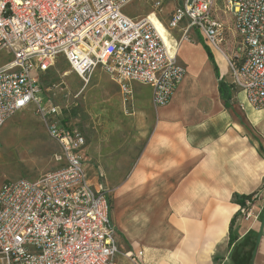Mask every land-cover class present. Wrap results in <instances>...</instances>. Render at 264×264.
<instances>
[{"label": "built area", "instance_id": "obj_1", "mask_svg": "<svg viewBox=\"0 0 264 264\" xmlns=\"http://www.w3.org/2000/svg\"><path fill=\"white\" fill-rule=\"evenodd\" d=\"M132 1L0 0V52L12 55L0 66V130L34 107L59 147L54 171L1 186L0 264H117L122 255L109 192L88 182L86 138L61 122L63 109L48 98L41 78L63 57L86 85L102 68L126 100L137 82L152 88L156 108L166 107L187 73L178 60L181 44L173 38L168 45L149 17L127 16L124 8ZM163 4L157 0L155 12ZM176 30L181 40L198 30L212 52L226 56L234 88L264 110V0H183L165 31L170 36ZM228 30L241 40L236 58L224 51ZM253 200L241 209L246 219ZM123 256L138 259L132 252Z\"/></svg>", "mask_w": 264, "mask_h": 264}, {"label": "crops", "instance_id": "obj_2", "mask_svg": "<svg viewBox=\"0 0 264 264\" xmlns=\"http://www.w3.org/2000/svg\"><path fill=\"white\" fill-rule=\"evenodd\" d=\"M163 11L164 6L159 13ZM155 13L158 14V12ZM226 23L232 25L229 19ZM158 25L164 32L165 38L168 25H162L159 19ZM176 31L181 33L180 30ZM176 31L170 33L172 38L166 32V37L172 45L173 38L176 39ZM192 34L196 35V32L193 31ZM227 38V44L230 38H233L234 44L230 45L229 54L226 53L228 46L226 44L225 53L231 58L238 57L241 52L240 38L231 30H228ZM199 39L197 44L185 42L184 46L181 44L178 60L187 73L170 103L163 108H156L153 104L152 88L137 82L131 84L133 95L131 99L126 100L120 85L112 79L111 75L104 69L97 68L111 78L122 94L123 104H129V110L132 111L131 106L133 107L135 95L147 92L145 88L150 90L151 104L157 110L156 128L150 140L146 142L138 159L137 170L129 181L132 184H137L144 178L147 182L160 181L162 188L155 189L150 196L151 198L163 197L165 201L164 203L159 201V205L155 204L152 207L154 211L147 212L149 215L147 222H144L145 218L143 220L139 218L137 222L125 211L122 217L118 216L117 224H115L118 231V246L121 251L132 252L138 259L135 263L120 255L116 259L117 264H264V157H260L257 150L253 148L247 153L239 152L238 158L231 164L219 163L220 174L223 176L222 182L216 180V171L215 174H206L201 171V168L199 169L200 161L204 159L208 151L206 149L202 152L203 149L200 148V134L197 130L200 119L197 112L200 103L198 100H204L210 110L209 116L212 117L222 113L223 106L229 110L221 100L219 80L204 49L206 43L202 37ZM197 52L202 59L196 65L191 57ZM215 52L212 53L215 55L221 78H224L229 73L226 56L224 57L227 69L223 71L218 64ZM204 61L210 70V79L215 89L210 92H195L190 89L189 83L193 75L198 73L202 75ZM136 86L143 89L138 90ZM44 91L49 98V89ZM242 98L246 101L245 95H242ZM51 101L56 105L52 99ZM243 105L246 110L247 106ZM248 107L255 110L250 105ZM129 113L135 115L134 111ZM141 116L147 117L148 114L142 113ZM216 118L218 123H222L224 119L220 116ZM62 120L66 123L67 129L81 133L73 122L64 118L63 114ZM206 145L207 143L204 144L205 147ZM83 153L89 184L98 191H107L103 186L98 188L93 183L91 159L89 160L87 155V140ZM208 159L211 160L213 157L208 156ZM146 192L139 190L137 194L142 195ZM234 193L254 194V200L248 208L252 211V217L249 219H246L240 205L231 203ZM186 195H200V198L191 197L186 203L181 204ZM110 203L112 210V201ZM166 218L170 221H166ZM232 219L234 223L231 230ZM121 237L126 241L127 248L121 245ZM231 237L232 246L229 243Z\"/></svg>", "mask_w": 264, "mask_h": 264}, {"label": "rangeland", "instance_id": "obj_3", "mask_svg": "<svg viewBox=\"0 0 264 264\" xmlns=\"http://www.w3.org/2000/svg\"><path fill=\"white\" fill-rule=\"evenodd\" d=\"M156 1L133 0L125 6L124 12L130 18L149 17L156 11L153 7ZM181 1L183 0H163L164 11L157 14L162 25H168ZM217 15L224 22L229 19L221 12ZM194 32L196 35H190L189 40H181V33L177 31L175 37L180 44L183 43L182 46L185 43L197 44L201 35L198 30ZM232 43L234 44L233 38H230L227 54L231 51ZM195 54H192V61H195ZM11 57L9 51L0 52V66L7 63ZM217 58L221 70H226L225 60L219 54ZM44 75L50 84L48 89L50 96L53 97L52 100L62 107L64 118L73 122L87 140V155L89 160L91 159L93 183L98 188L103 186L109 192V197L112 199L111 216L114 225L117 224L118 216L122 217L124 211L137 222L139 218L142 220L145 218L144 222H147L149 217L147 212L154 211L152 207L155 204L159 205V201L162 203L165 201L163 197L151 198L150 196L155 189L162 188V183L155 180L147 182L144 178L137 184H132L129 180L137 170L138 159L157 124V110L151 104L150 90L145 88L147 92L135 95L133 107L131 106L135 115H131L129 104H123L120 90L101 69L94 70L86 85L77 74L71 71L68 62L63 57H58L54 66ZM224 80L229 85L232 83L230 70L224 76ZM189 85L195 92L214 91L215 86L210 79V70L206 66V61H204L202 75L199 73L193 75ZM136 88L143 89L140 86ZM242 95H244L243 92L233 88L232 108L227 110L223 106L222 113L215 114L213 117L209 116L210 110L204 100H198L200 103L197 112L200 119L197 130L200 134V148L203 149L202 152L206 149L208 151L204 159L200 161L199 169L201 168V171L206 174L216 171V180L219 182L223 181L220 166L223 163H233L238 158L239 152L247 153L255 148L260 157H264V111L258 112L249 108L248 102L242 100ZM243 104L247 106L246 110L242 108ZM33 108L11 117L0 130L2 141L0 188L12 180L22 178L37 180L43 174L56 169L54 157L59 147L50 138L45 124L41 122ZM142 113H147L148 116L143 117ZM217 116L224 118L222 123L217 122ZM205 143H207L206 147ZM208 156H212L213 159H208ZM219 163L221 165H218ZM139 190L147 192L142 195L137 194ZM191 197L197 199L200 195H186L181 204L186 203ZM233 201L234 198L231 203ZM169 218H166V221H170ZM120 242L125 248L128 247L122 237ZM124 254L125 251H122V255Z\"/></svg>", "mask_w": 264, "mask_h": 264}, {"label": "trees", "instance_id": "obj_4", "mask_svg": "<svg viewBox=\"0 0 264 264\" xmlns=\"http://www.w3.org/2000/svg\"><path fill=\"white\" fill-rule=\"evenodd\" d=\"M202 43V42H201ZM204 49L206 54L208 55V58L216 72L217 78L219 80V92H220V96H221V100L224 101V105L226 108L230 109L232 108V97H233V88L234 85H232V83H230V85L224 80V78H221V74H220V70L218 68V65L216 63V59H215V55L212 53V51L208 48V46L204 45ZM243 59V58H241ZM241 64V61L237 62V65ZM50 86L48 79H46L45 75H43V77L41 78V87L43 90H47ZM50 99H53L52 96H49ZM61 122H63V124L65 125L66 123L64 122V120H62ZM233 198H234V203L238 204L241 206V209L245 208V205L248 201L252 200L254 198V194H249V195H239L237 193L233 194ZM111 202V200H110ZM234 223V219H232L230 227L232 230V226ZM230 246L233 245L232 243V237L230 239Z\"/></svg>", "mask_w": 264, "mask_h": 264}, {"label": "bare ground", "instance_id": "obj_5", "mask_svg": "<svg viewBox=\"0 0 264 264\" xmlns=\"http://www.w3.org/2000/svg\"><path fill=\"white\" fill-rule=\"evenodd\" d=\"M149 18L152 20L153 24L157 27V29H158L160 35L162 36L163 40H165L167 42V44L169 45L170 43H169V40L166 37V31H165V38H164V32L160 29V27L158 25L157 14L155 12H153V13L150 14ZM216 54H219V56H221L222 59L225 60V57H224L223 54H221V53H219L217 51H216ZM194 59H195L196 65H197L198 63H200V60L202 59V56L197 52L195 54V58ZM225 63H226V60H225Z\"/></svg>", "mask_w": 264, "mask_h": 264}]
</instances>
